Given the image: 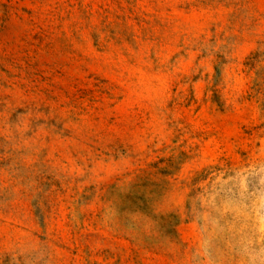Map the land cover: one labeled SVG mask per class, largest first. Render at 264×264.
<instances>
[{
	"label": "rangeland",
	"instance_id": "obj_1",
	"mask_svg": "<svg viewBox=\"0 0 264 264\" xmlns=\"http://www.w3.org/2000/svg\"><path fill=\"white\" fill-rule=\"evenodd\" d=\"M0 264H264V0H0Z\"/></svg>",
	"mask_w": 264,
	"mask_h": 264
}]
</instances>
